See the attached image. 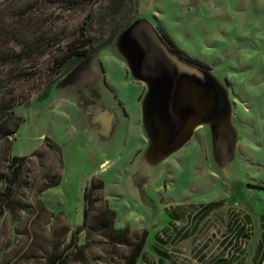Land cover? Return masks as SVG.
I'll return each instance as SVG.
<instances>
[{
	"label": "rangeland",
	"instance_id": "374dc122",
	"mask_svg": "<svg viewBox=\"0 0 264 264\" xmlns=\"http://www.w3.org/2000/svg\"><path fill=\"white\" fill-rule=\"evenodd\" d=\"M193 1L198 3L199 15L207 30L202 32L203 27L201 31L195 28L191 37L181 23L179 28L174 26L175 21L180 22L181 11L176 0H163L161 6H158V0H128L116 12L110 13L109 9L121 0H91L72 10H58L56 14L61 16L58 24L66 27L65 36L76 30L84 38L92 37L95 44H100L114 32L120 36L123 27L137 16L146 17L165 28L187 53L190 49L210 62L213 72L224 79L237 108L235 125L231 121L230 104V130L237 135L239 128L248 142L242 140L234 159L231 160L230 155L228 162L209 163L212 172L206 179L196 176V172L203 173L202 170L194 171V165L198 163L194 156L206 147L198 137L188 145L190 153L186 158L192 167L163 172L167 168L163 163L156 169L162 170L163 177L148 183L142 191L136 183L137 177L134 174L131 179L128 177L129 160L135 154L134 150L137 151L136 146L141 144L132 138L121 156L122 161L112 164L105 172L98 170L97 174L104 180L105 198L97 200L95 212L105 211L108 201L116 212L115 220L107 214L105 220L108 224L104 225L97 216L89 218L83 226V184L95 172L98 161L106 156L91 159L88 147L72 145L68 120L60 116L61 112L57 115L49 108L45 109L39 97L44 93L45 84L52 80L55 81L52 87L57 91L75 92L81 96L90 93L92 88L104 92L112 86L125 102L127 112L135 117L140 108L142 90L137 81L121 69L110 47H102L72 67L66 65L53 71L50 69L53 66L51 57L47 55L41 59L39 70H35L28 82L33 88L26 95L25 102L15 107L23 124L18 129L16 144L13 140L12 152L14 155H30L49 137L62 147L63 167L54 154L32 158L28 178L18 188L13 201L0 213V264H49L57 248L59 252L65 249L69 253L65 264H128L136 235L141 234L137 232L144 229L149 231L146 254L138 258L137 264H159L153 241L157 232L171 219L166 206L186 195L197 202L203 201L206 195L211 199L223 198L222 205L201 218L193 229L188 228L190 235L187 239L176 245L169 242L163 245L169 250L166 264H226V259L238 251L244 257L242 264L255 263L260 229L264 228L259 223V216L264 214V0ZM69 40L67 37L63 43ZM24 86H27L26 82L16 88V93ZM47 99L48 96L42 101ZM126 123L109 146L107 156L111 159L117 155L116 150L111 153L112 150L119 149L121 141L126 139V129L129 128ZM42 134L45 137H41ZM98 142L94 144L108 145L107 142ZM178 155L170 159L178 160ZM199 166L205 165L200 163ZM57 171L62 172L61 181L43 188L48 175ZM127 182L135 183L139 193L129 191ZM244 210L251 212L257 226H253L256 230L252 231L250 238L240 239L228 226L240 225ZM152 214L156 215L153 220ZM187 221L185 211L176 223L183 225ZM119 226L129 227V231L118 235L114 231Z\"/></svg>",
	"mask_w": 264,
	"mask_h": 264
},
{
	"label": "crops",
	"instance_id": "0c3cea01",
	"mask_svg": "<svg viewBox=\"0 0 264 264\" xmlns=\"http://www.w3.org/2000/svg\"><path fill=\"white\" fill-rule=\"evenodd\" d=\"M161 1L163 0H158V6H161ZM176 2H179L181 11L180 22H174L175 28H179L182 24L187 28L188 37L193 36L195 28L201 31L203 27L202 32H206L203 18L199 15L198 3L195 4L193 0H176ZM175 33L178 34L177 31ZM147 35H151L155 40L154 49H150L145 42ZM157 44L161 46L160 49L166 55H169L171 59H168L170 70H163L157 63L159 60L155 51L158 47ZM105 47H110L115 52L114 56L120 62L121 69L140 85L142 90L140 108L137 109L135 117L130 116L127 112L125 102L122 101L112 86H109L104 92L100 88H92L90 93L83 96L70 91H57L52 87L45 102L42 99L47 96L41 95L39 97V102L41 105L44 104L45 109L49 108L57 115L58 112H61L59 115L68 120L70 124L68 131H72L73 135L72 145L88 147L87 153L91 159L96 158L95 156H106L103 160L98 161L95 172L91 174L90 178L87 177L86 183L84 181L83 190L93 178L100 177L97 175L98 170L105 172L112 164L122 161L121 156L125 153L128 142L132 138L136 142L140 141L141 144L140 147L136 146L137 151L134 150L135 154L129 160L131 165L127 166L128 177L131 179L132 174H134L138 179L136 183L142 191L144 186H148V183L161 179L163 172H175L185 167H192L193 165L188 164L186 155L190 153L188 145L192 141H196L198 137L204 141L206 147L201 153H196L194 156V161L198 162L196 166L194 165V171L202 170L203 173L196 172V176L206 179L208 174L212 172L209 163L228 162L230 155L232 156L231 160L234 159L233 156L242 144V140L248 142V138L240 134L238 126L237 135L230 130V104L232 107L231 121L235 125L234 118L237 115V108L235 107V98L230 97L224 79L213 72V65L210 62L208 63L204 58L193 54L190 49L187 53L165 28L154 24L146 17L137 16L122 31L121 35L116 37L113 44ZM127 76L126 78H128ZM114 100L117 101L113 103ZM125 122H127L126 126L129 127L128 130L126 129V139L121 141L122 144H120L119 149L116 147L112 152L110 151L113 153L116 150L115 154H117L111 159L107 156L109 146L114 142ZM18 134L19 131L16 133L15 144L18 140ZM41 137H45L44 134ZM97 141L100 144L107 142L108 145L105 147L96 146L94 143ZM14 147L13 150L16 152ZM177 153L179 159L172 161L170 157ZM163 163L167 165L166 170L164 169L163 172L156 170ZM200 163L205 166H199ZM131 185V182H127L128 190L139 193L136 184L132 185L133 188ZM144 191L148 193L146 190ZM221 199H211L206 195V198L202 199L203 201L197 202V199L191 200L186 195L174 201L173 204L169 203L166 210L170 212L177 205H197ZM157 208L158 206H156ZM152 215L153 220L156 215ZM259 218L260 226H264V214H261ZM240 221L241 224L246 227L251 226V228L249 231L247 227L243 236L239 238H250V235L253 234L252 231L256 230L253 229V226H257L253 215L244 210L243 218ZM168 225L169 223L163 228L168 227ZM119 227L124 228L126 226ZM156 241L157 238L155 237L153 247H155ZM261 244L262 251L259 249ZM155 251L159 254L157 250ZM263 251L264 228L261 227L254 264L260 257L264 262ZM236 255L241 259L236 262L238 258L233 264H242L244 257L241 251H238ZM226 263L232 262L228 259Z\"/></svg>",
	"mask_w": 264,
	"mask_h": 264
},
{
	"label": "trees",
	"instance_id": "16d2710c",
	"mask_svg": "<svg viewBox=\"0 0 264 264\" xmlns=\"http://www.w3.org/2000/svg\"><path fill=\"white\" fill-rule=\"evenodd\" d=\"M89 1L91 0H0V213L13 201L18 188L28 178L30 164L34 156L57 155L60 166L63 167L62 147L49 137H46L45 143L30 155L13 154L12 143L23 121L22 117L16 115L15 107L25 102L26 95L33 88L29 86L28 82L35 70H39V63L45 56L51 57L53 66L50 69L53 71L55 68H62L66 65L72 67L102 47L113 44L117 37L115 32L100 44H95L92 37L84 38L82 33H77L76 30L65 36L66 27L58 24L61 18L59 14H56L58 10L60 12L66 8L72 10ZM127 1L121 0V3L109 9V13L116 12L118 7L126 4ZM131 23H127L123 28L125 29ZM67 37L70 40L63 43ZM168 40L172 42L170 38ZM22 82H26L27 86L22 87L20 92L16 93V88ZM54 84V80L45 84L43 96H48ZM49 170H51V166ZM48 178L44 182L43 188L58 184L62 179V172L57 171L52 176L48 175ZM104 187V180L95 177L85 188L83 226L89 218L95 219L97 216L106 225L108 224V221L105 220L107 214H110L115 220L116 212L108 205V201H106L105 211L95 212L97 200L104 196ZM221 205L222 200H215L197 205H177L172 209L169 212L171 219L168 227L156 234L157 241L154 248L160 254L159 264H166L164 259L169 256V250L163 247L164 244L169 242L176 245L189 237L187 229L190 227L193 229L201 218H205ZM185 211L188 221L186 224L178 225L176 221L179 215L184 214ZM247 227L249 228V226ZM247 227L244 224H238L229 228H232L234 235L239 238L243 236ZM128 228H118L114 232L118 235L127 233ZM137 233L141 234L140 236L136 235L133 253L128 264H137L138 258L146 254L149 231L144 229ZM259 249L262 251V244ZM237 256L233 253L228 259L233 263L239 258L236 261L238 262L241 258ZM68 257L69 253L65 249L59 252L57 248L51 255L52 260L49 264H65V259ZM256 264H264L262 257Z\"/></svg>",
	"mask_w": 264,
	"mask_h": 264
},
{
	"label": "water",
	"instance_id": "95a60500",
	"mask_svg": "<svg viewBox=\"0 0 264 264\" xmlns=\"http://www.w3.org/2000/svg\"><path fill=\"white\" fill-rule=\"evenodd\" d=\"M147 41L145 40V42H147V44L149 45L150 49H154L155 45V40L152 38L151 35H147L146 37ZM157 48L155 49V51L157 52V57L159 58L158 60V64L159 66L163 69V70H170V66H168V59H170L169 55H166L160 48L161 46L159 44H157ZM171 60V59H170Z\"/></svg>",
	"mask_w": 264,
	"mask_h": 264
}]
</instances>
